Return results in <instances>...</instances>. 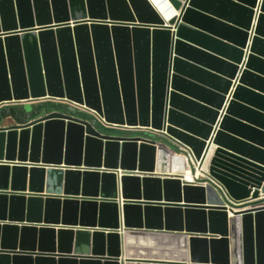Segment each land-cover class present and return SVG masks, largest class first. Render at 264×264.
<instances>
[{
  "label": "water",
  "instance_id": "obj_1",
  "mask_svg": "<svg viewBox=\"0 0 264 264\" xmlns=\"http://www.w3.org/2000/svg\"><path fill=\"white\" fill-rule=\"evenodd\" d=\"M162 1L0 0V264H264V0Z\"/></svg>",
  "mask_w": 264,
  "mask_h": 264
},
{
  "label": "bare ground",
  "instance_id": "obj_2",
  "mask_svg": "<svg viewBox=\"0 0 264 264\" xmlns=\"http://www.w3.org/2000/svg\"><path fill=\"white\" fill-rule=\"evenodd\" d=\"M150 2H151V0H150ZM159 2H161V5H162V6H160L161 7L160 8L161 13L163 12L162 7H163V9H165L167 11V13H170L169 8H165L163 6V1L159 0ZM153 6L158 11L157 6L154 4H153ZM170 6L172 7L174 12H179V9H177L174 6L172 1L170 3ZM158 13H159V11H158ZM159 15L161 16L160 13H159ZM204 162H205V159L202 162L197 161V163L199 164V170L197 173H195L192 168L187 166V161L185 160V163H186L185 164L186 165L185 176L179 177V178H181V182H182L183 186L184 185L194 186V185H191V181H196V180H199L200 178H206L207 177L206 176L207 172H206V167H205ZM203 184H208V181H205ZM199 186H202L205 188L206 185L205 186L204 185H198L195 187H199ZM263 198H264V195H260V198L258 201H262L261 199H263ZM255 202H257V201H255ZM239 204H240V206L238 208H235V210H246L247 209L246 207H242V205H244V204H241V203H239ZM232 216H233V214L229 213V217H232ZM124 233H125V235L129 234L132 236H137V231H125ZM150 235H154L153 238H155V240H157L156 243L154 241H152L151 237H149V239L143 240V241L139 240V239H132V240L126 239V242L129 243L130 249L131 248L132 249H138L139 248V249H147L150 251H158V250H163L166 246H168L167 248H168L169 252L177 253L179 256H184V257L186 256L187 248L185 245H183L185 239L182 238L183 236H180V234L172 235L174 238L173 237H157V234H150ZM129 255L132 256L130 253H129ZM134 260H136V259H134ZM129 264H135V263H129Z\"/></svg>",
  "mask_w": 264,
  "mask_h": 264
},
{
  "label": "built area",
  "instance_id": "obj_3",
  "mask_svg": "<svg viewBox=\"0 0 264 264\" xmlns=\"http://www.w3.org/2000/svg\"><path fill=\"white\" fill-rule=\"evenodd\" d=\"M181 1L183 3L186 2V0H181ZM167 2L170 4L171 3V0H167ZM179 147H180V150L182 151L181 153H182L183 157L187 161V166L190 167V168H192L193 171L195 173H197L198 170H199V164L197 163V160H196L195 156L193 155L192 151L188 147H186V146H182L181 145ZM200 179L199 180H196V181H191V185H194V186H198V185H204L205 186L206 185L207 186V184H203L204 182L203 181H200ZM210 182L213 184V187L215 188V190L217 191V193H219L225 200H227L231 204V205H226L228 211L230 212V209H233L234 212H237V210H235L234 207H237L238 208L240 206V204L237 203V202L232 201L228 197V195H227L226 191L223 189V187L220 186L218 183H216L213 180H211Z\"/></svg>",
  "mask_w": 264,
  "mask_h": 264
},
{
  "label": "crops",
  "instance_id": "obj_4",
  "mask_svg": "<svg viewBox=\"0 0 264 264\" xmlns=\"http://www.w3.org/2000/svg\"><path fill=\"white\" fill-rule=\"evenodd\" d=\"M151 2L154 4V5H156L157 6V8L159 9V11H160V6H162L161 5V2H159V0H151ZM162 13H161V11H160V13H161V17L164 19V20H167L168 19V17L170 16V14L169 13H167V11L165 10V9H163V7H162ZM258 92H260V94H262V95H264V93L262 92V91H258ZM47 103L46 102H44L43 100H41V101H26V102H24V103H18V104H11V106L10 107H15V108H19L20 110L23 108V107H31L33 110H35V109H37L38 107H43V106H45ZM4 108V107H3ZM2 109V108H1ZM18 113V112H17ZM12 115V114H11ZM11 115H7V116H11ZM4 117V116H3ZM8 121L10 122V119H8Z\"/></svg>",
  "mask_w": 264,
  "mask_h": 264
},
{
  "label": "trees",
  "instance_id": "obj_5",
  "mask_svg": "<svg viewBox=\"0 0 264 264\" xmlns=\"http://www.w3.org/2000/svg\"><path fill=\"white\" fill-rule=\"evenodd\" d=\"M6 106V107H2V109H0V116H7V115H11V114H16L17 112H19V108H15V107H10Z\"/></svg>",
  "mask_w": 264,
  "mask_h": 264
},
{
  "label": "rangeland",
  "instance_id": "obj_6",
  "mask_svg": "<svg viewBox=\"0 0 264 264\" xmlns=\"http://www.w3.org/2000/svg\"><path fill=\"white\" fill-rule=\"evenodd\" d=\"M157 9H158V8H157ZM158 11H159V9H158ZM159 13H160V11H159ZM160 14H161V13H160ZM181 154H182V153H181ZM203 179H204V178H201L200 181H203Z\"/></svg>",
  "mask_w": 264,
  "mask_h": 264
},
{
  "label": "flooded vegetation",
  "instance_id": "obj_7",
  "mask_svg": "<svg viewBox=\"0 0 264 264\" xmlns=\"http://www.w3.org/2000/svg\"><path fill=\"white\" fill-rule=\"evenodd\" d=\"M3 117V116H2ZM4 117H6V116H4Z\"/></svg>",
  "mask_w": 264,
  "mask_h": 264
}]
</instances>
